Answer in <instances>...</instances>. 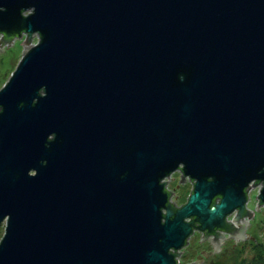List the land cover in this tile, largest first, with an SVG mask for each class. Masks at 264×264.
<instances>
[{"label":"water","instance_id":"water-1","mask_svg":"<svg viewBox=\"0 0 264 264\" xmlns=\"http://www.w3.org/2000/svg\"><path fill=\"white\" fill-rule=\"evenodd\" d=\"M0 30L26 35L0 88V264H174L193 227L245 236L264 0H0Z\"/></svg>","mask_w":264,"mask_h":264},{"label":"rangeland","instance_id":"rangeland-1","mask_svg":"<svg viewBox=\"0 0 264 264\" xmlns=\"http://www.w3.org/2000/svg\"><path fill=\"white\" fill-rule=\"evenodd\" d=\"M25 37L26 35L23 34L14 39L4 54L5 59L1 64V71L2 73H6L3 81L0 82V88L5 83V80H8L10 74L15 70L23 56V50L26 48V45L22 41ZM38 39V32H34L29 43H35ZM181 173L182 172L179 169H175L165 178L166 180L168 179L167 185L173 190V197L176 198L179 203L187 200L188 195L193 188V183L189 177H187L184 182H182V180L179 181V179L182 178ZM261 186L262 183L253 185L248 192L245 207L252 209L253 214L249 217L248 214L243 216L248 220L243 229V234L245 236L241 237L236 235L235 241V235H228L230 231L227 232L228 234L225 238V242L230 248V264H264V202H261L258 205L259 210L255 208L259 201V197H256V195L260 192ZM234 212L236 211L234 210L233 214H235ZM6 220L7 219H3L0 221V240L5 231ZM234 223L238 225L235 221Z\"/></svg>","mask_w":264,"mask_h":264},{"label":"flooded vegetation","instance_id":"flooded-vegetation-1","mask_svg":"<svg viewBox=\"0 0 264 264\" xmlns=\"http://www.w3.org/2000/svg\"><path fill=\"white\" fill-rule=\"evenodd\" d=\"M2 35H3V31L0 30V37ZM18 36H19L18 34H14L10 41L6 40L3 43H2V41H0V43H2V46L0 45V82L3 81V78H5L4 75L6 73V72L2 73V71H1V64H2L3 60L5 59L4 54H5L6 50L10 47L12 41L14 39H16ZM6 81L7 80H5V82ZM0 109H1V107H0ZM176 169H178V168H176ZM185 174H188V173H185ZM193 180L195 181V178H193ZM193 180H191L192 183H193ZM184 181L185 180H182V182H184ZM172 198L173 197H171V193H170L169 199L171 201H174L177 206H179L185 202L184 201V202L179 203L176 198L175 199H172ZM163 210L166 211L165 208ZM235 211L237 212V209H235ZM236 212H234V213L236 214ZM235 214H233V212L227 214L226 219H230L234 223L233 216ZM245 215H247V213ZM242 216H244V215H242ZM190 218H191V216L188 219H190ZM221 232L224 235L223 237L221 235H218V238L220 241V243L218 244V247H221V248L218 250H214V245H213V242H211V237H210V236H213V233H208L206 237L202 238L203 237V235H202L203 229H200L198 227H193V231L191 232V234L189 235V237L187 239L188 241L181 248L184 250H182L179 254H176V258L178 260L174 264H185L186 262H191L193 260H195L194 263H198L199 260L197 258H202V257L204 259L201 262H199L198 264H230L229 263V261H230V248L225 242V238L227 237V234H228L227 232H229V231L225 230V229H221ZM200 238H202L201 241L199 240ZM171 249L174 250L173 248H171ZM181 249H179V250H181Z\"/></svg>","mask_w":264,"mask_h":264},{"label":"built area","instance_id":"built-area-1","mask_svg":"<svg viewBox=\"0 0 264 264\" xmlns=\"http://www.w3.org/2000/svg\"><path fill=\"white\" fill-rule=\"evenodd\" d=\"M35 33H37V32H35ZM178 169H179V170L182 172V174H183V170H182L180 167H178ZM167 176H169V175H166V177H167ZM166 177H165V178H166ZM184 177H185V179H186L187 177L190 178V175L185 174ZM165 178H163L162 181H163V180H166ZM190 180H192V179L190 178ZM253 182H254V180H253L252 182H250V184L253 183ZM258 183H262V182L258 181V182L255 183L254 185H256V184H258ZM252 186H253V185H251V186L249 187V190L251 189ZM166 188L169 189V190H171V189L169 188V186L167 185V181H166ZM248 192H249V191H248ZM169 196H170V195H169ZM171 197H173V190H171ZM173 198H174V197H173ZM174 199H175V198H174ZM170 201H171V200H170Z\"/></svg>","mask_w":264,"mask_h":264},{"label":"bare ground","instance_id":"bare-ground-1","mask_svg":"<svg viewBox=\"0 0 264 264\" xmlns=\"http://www.w3.org/2000/svg\"><path fill=\"white\" fill-rule=\"evenodd\" d=\"M187 175H189V174H187ZM165 177H166V176H164V178H165ZM252 181H253V180H252ZM252 181H251V182H252Z\"/></svg>","mask_w":264,"mask_h":264}]
</instances>
